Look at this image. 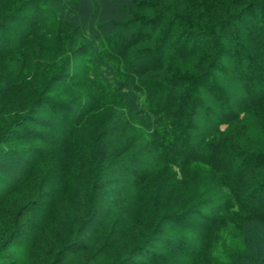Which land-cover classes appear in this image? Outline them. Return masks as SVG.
<instances>
[{
	"label": "trees",
	"instance_id": "16d2710c",
	"mask_svg": "<svg viewBox=\"0 0 264 264\" xmlns=\"http://www.w3.org/2000/svg\"><path fill=\"white\" fill-rule=\"evenodd\" d=\"M234 1L240 3L220 9V1L213 0H0V9L11 8L0 16V62L9 63L0 82V108L16 95L33 92L31 106L23 115L38 114L46 105L53 116L48 128L56 127V136L61 135V142L45 154L36 147L27 150L30 157L18 154V149V155L0 152V208L26 180L31 165L55 156L60 169L70 151L85 139L91 141L94 131L90 127L95 126L93 119L99 109L107 113L100 136L111 139V146L118 149L114 153L123 154L110 170L113 176L115 170L125 171L121 180L125 195L115 188L116 194L96 203L95 210L80 214L83 229L77 240L61 237L58 241L62 244H47L43 264L53 260L52 264H71L65 257L105 227L106 206L112 203L127 204L135 218L153 215L141 207L145 196H154L141 195L143 192L131 195L130 191H143L159 168L167 169L159 182H179L180 174L184 188L197 187L205 193L194 200L188 195L186 208L179 213L167 207L160 214L161 208L155 205L161 204L155 198L149 206L154 207L158 219L150 228L143 225V238L136 247L122 254L125 248L117 240L110 241L74 263L132 264L135 254L150 259L155 246L157 256H153L158 259L152 257L150 264H161L170 257L178 258L175 262L187 258L196 264H264V149L256 135L264 133V0H232L231 4ZM64 39L87 41L89 69L103 78L110 93L104 99L100 96L90 105L86 101L70 104L45 95L63 56L69 59L73 54L71 42ZM48 44L51 55L45 58L44 45ZM178 63L181 70L175 71L172 68ZM64 65L56 76L60 84L70 79L84 82V73L71 71L73 60ZM192 69L196 73H190ZM79 86L69 87L73 91ZM39 87L44 88L42 92ZM201 92L207 97L201 99ZM178 112L183 113L181 118ZM16 115L0 113L15 124L0 134V142L12 140L7 139L11 131L15 138L21 137L24 122L18 125L21 118ZM209 121L210 126L204 129ZM220 123L228 125L225 131ZM147 129L155 135L148 150L153 162L122 159L139 140L126 133L142 134ZM56 171L51 170L53 175ZM45 197L53 207L58 195ZM46 199L34 202L31 208L47 204ZM166 222L169 232L160 229ZM17 231L18 226L12 229L8 245L17 233L19 239ZM111 249L121 254L116 261L109 257ZM245 249L249 251L244 262L239 256L243 251L245 258ZM39 250L38 245H32L25 262Z\"/></svg>",
	"mask_w": 264,
	"mask_h": 264
},
{
	"label": "rangeland",
	"instance_id": "374dc122",
	"mask_svg": "<svg viewBox=\"0 0 264 264\" xmlns=\"http://www.w3.org/2000/svg\"><path fill=\"white\" fill-rule=\"evenodd\" d=\"M170 1L174 3L176 0ZM219 1L220 9H222V6L223 9H228L229 5H234L235 7L240 3L239 1H234L233 4H231L232 0H213V3H218ZM10 9V7L6 8L5 6H3L0 9V16L7 14L8 10ZM172 15L173 13H170V17ZM15 27L18 26L16 25L13 28ZM64 41L71 42V44L69 45V49L73 54L70 58L71 61L73 60L74 62L71 71H73L75 74L79 73L80 75L84 73L85 80L83 83L80 82V80L73 81V79H70L69 83L66 84H60L58 82V79L56 77L57 73L64 69L65 63L68 64L69 62H71L69 61L70 58L68 59L66 56H63V58L61 59L63 64L58 69L59 72H57L54 76L53 74L51 75V81L49 84L50 92L45 95L63 102H69L70 104L79 101H86L87 104L90 105L92 102H96L100 96H102L104 99V97L110 93L106 82H103V78L99 77L98 73L89 69V61L91 59H88V56H86L88 52V50H85L86 48H88L87 41H85L84 39H64ZM50 44L44 45L46 46L44 47L45 58H48L51 55L49 48ZM54 45L55 43H53L52 49L54 48ZM120 48L122 50L121 46ZM122 52L125 54L124 50ZM172 69H174L175 71H180L181 66L178 63L177 65L173 66ZM8 71L9 63L5 64L4 61H1L0 82L3 81L2 73L5 74ZM190 71V73H196L194 72V69ZM89 76L94 77V79H91ZM16 80L20 81L19 78H16ZM70 84L74 86H80L72 91L73 87L70 88ZM229 87L231 88V86ZM232 88L233 90H235L234 86ZM43 89L44 88L41 87L38 88L40 92H42ZM200 94V98L207 97L205 96L206 92H201ZM208 94L211 95L210 90L208 91ZM33 95V92L30 95L26 96L16 95L11 99V101L4 103L0 108V113L14 112V114L16 115L15 112H18L16 116L17 118H21L20 122H18V125L21 126V123L24 122V124H22V126L24 127L22 129L20 128L21 137L15 138L13 136V132L11 131L12 136L7 139L12 140H7L6 142L5 140H3L0 142V152L2 151L4 155H18L21 153L25 155L24 157H30V155H28V152H32V150H29L31 149V147H36L38 151L41 150V152H44L45 154L49 149H51L53 145H57L59 141L61 142V135L58 136L57 134L56 136V127H53V129L48 128L49 126L51 127L49 123L50 120H52L53 116L47 109L46 105L42 106L41 111L38 112V114L34 111V114H31L32 116L23 115V110L27 111L31 106L30 104L33 101ZM188 107L189 103L187 101V103H185V110H187ZM95 114H97L93 119L95 120L93 121L95 126L90 127L91 130L94 131V137L91 138V141L85 139L83 145H80L79 148L77 147L75 150L70 151L68 159L64 160V164L62 167H60V169L57 167V165H55V156L47 158L46 160L41 162L40 165H31L27 170L26 180L22 183V185L11 192L10 196L5 202V205L0 208L2 209V211H0V216H2L0 217L1 263L43 264L42 259L46 257L43 250L47 244L52 245L55 241H60L61 237L69 238L67 239V241L71 240V242L77 240V237H79L80 232L83 229L79 224L80 214L88 213L90 209L91 211L95 210L96 203L98 204L99 201L108 198L109 195H112V193L116 194L115 188L119 187L118 192L121 195H125L126 192L124 193L123 191L125 188L123 189V183L121 182V180L123 179L122 176H124L125 171L122 169L116 171L114 169L115 174L113 176V170H110V168L113 169V162L115 161V159L122 156L123 154L114 153L118 151V149L111 146V143L113 144L111 139L106 138L104 135V137L100 136L102 134L101 131L106 126L105 119L107 113L101 112V110L99 109L97 112H95ZM177 114L180 118L183 116L182 112H178ZM0 117V134H3L7 129H9L10 125L13 126L15 124L13 123V121H9L10 117ZM208 123L209 124L204 129H207L210 126V121ZM25 125H29V128H25ZM202 126H205L204 122H202ZM227 126V124L220 123V129L222 131H225L227 129ZM126 134L129 135V137L134 138V140H136V138L138 137L139 140L138 142L134 141L135 143L131 145L130 152L125 154L122 159L126 157L127 159L130 158L133 161H136V163H152L153 156L149 153L148 150L150 142L155 136L153 131L147 129L142 134L138 131H131ZM256 135H258L257 142L259 147L264 149V133L262 131H259V133H257ZM54 136H56L55 142L53 141ZM79 144L80 142H78V145ZM21 148H24V150L21 151ZM17 149L18 151L16 152H19L18 154L15 152V150ZM27 150L29 151L27 152ZM53 169L57 170V173H55V175H53V172H51V170ZM108 171L111 172L108 173ZM166 173V168H159L158 171H156L155 176H153L152 180H149L146 184H144L143 191L136 189H133L132 192L130 191L131 195H139L141 192H143L141 195L154 196L153 199L145 196V201H142L141 207V209L147 207V211L152 212L153 215H150L149 217V214L147 213V216L146 214H143L141 217L138 216L135 218L136 213L133 212L132 209H129L127 204L119 202L113 205L112 203L111 205L106 206L108 208V212L106 214L107 219L105 227L99 233L95 234L92 237V240L89 241L90 238L85 239L83 241L84 246L77 252H73L67 255L65 259H67L69 262L71 261V264H78L74 262H78L79 260L82 261L84 259L83 255L93 254L94 251L99 247H103V245L110 241L113 243V241L115 240H117V242H119V244L125 248L126 251L122 252V254H124L129 250L128 248H131V246L136 247L137 243H139V241L143 238L142 236V238L140 239V233L143 232V229H145L144 226L150 228L153 224L156 223L158 219L156 218L157 213L154 211V209H152L154 207L149 206L151 204L153 205L154 202L152 201L155 198L158 197L159 200L157 201V203L161 204L155 205L157 208H161L160 214H162L167 207L179 213L186 208L185 205H187L186 200L188 198V195L189 197L190 195H192L190 198L194 200L198 195H203L205 193L199 192V188L197 187L189 190V186L187 185L184 188L183 186L185 185V183L183 182L184 180L180 178V174L177 175L179 178V182H169L167 180L165 181V183L159 182L160 180H162L161 178L165 177ZM53 178L55 179V181L53 180ZM106 182L108 183L107 185ZM45 195H58L53 207L48 205V200L46 199ZM161 195L165 196L163 197ZM40 199H46L47 204L42 205L39 203L38 208L32 209L31 205L34 204V202L39 201ZM4 211H7L5 213H7L8 217H3ZM73 216H76L75 220H73ZM16 226H18L17 232H19V239H17V233V235L13 239L14 242L8 245V241L10 238L9 235L12 229ZM168 226L169 223H162L160 229L162 230L164 228V230H162L163 232H169ZM32 227H36V231H33ZM61 229L67 235H63L59 231ZM131 237H134V239ZM59 241L57 245L62 244L59 243ZM32 245H38L40 250L36 252L30 262H25V260L29 256L28 252L32 248ZM152 245L154 244H151V246ZM154 248H152L154 252L153 255L157 256ZM248 251L249 249L244 250L245 258H243V251L241 253V256H239L238 254L237 255L241 258V260H244L245 262L247 257L246 253H248ZM233 254L235 253L233 252ZM119 255L121 254H118V252H116L115 250H110L109 257L112 260L114 259L113 261H116L115 259L119 257ZM153 255H149L150 259H143L141 256H136L135 254L133 255L135 259L131 263L146 264L152 261V257L154 259H158ZM176 257L178 256L176 255ZM177 259L178 258L174 259V257H170L161 264H196L187 258H184L183 261L180 260L178 262H175L174 260ZM53 262L54 260L52 261V263Z\"/></svg>",
	"mask_w": 264,
	"mask_h": 264
}]
</instances>
